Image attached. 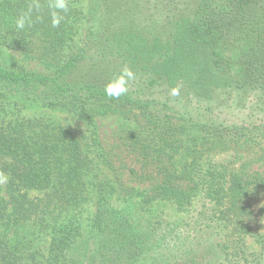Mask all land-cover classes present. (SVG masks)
<instances>
[{
	"label": "trees",
	"instance_id": "obj_1",
	"mask_svg": "<svg viewBox=\"0 0 264 264\" xmlns=\"http://www.w3.org/2000/svg\"><path fill=\"white\" fill-rule=\"evenodd\" d=\"M263 227L264 0H0V264H263Z\"/></svg>",
	"mask_w": 264,
	"mask_h": 264
},
{
	"label": "rangeland",
	"instance_id": "obj_2",
	"mask_svg": "<svg viewBox=\"0 0 264 264\" xmlns=\"http://www.w3.org/2000/svg\"><path fill=\"white\" fill-rule=\"evenodd\" d=\"M80 2L86 6L89 5V0H80ZM6 52L12 56V59L16 60L17 62H20L21 64H24L29 69H33L36 71H44V67L38 61L25 60L20 54H18L14 50L7 49ZM23 115L30 118L43 117L56 123L72 125V127L75 129L80 128L79 124L69 119L68 116L71 115L62 110L44 109L40 108L37 105H31L25 108ZM119 124L120 121L116 117L106 116L99 118L98 131L100 139L106 149L113 151L118 164H126L128 165V167L139 168L136 163V159L131 156L127 151H125L124 147H121L119 145L120 143L115 135V132L119 128ZM4 183L5 182H3L1 185H3ZM262 231L264 232V227L262 228Z\"/></svg>",
	"mask_w": 264,
	"mask_h": 264
}]
</instances>
